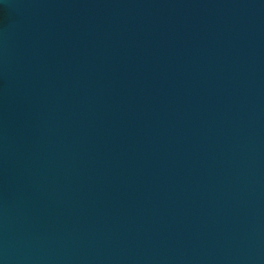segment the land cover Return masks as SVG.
I'll list each match as a JSON object with an SVG mask.
<instances>
[{"label": "water", "instance_id": "1", "mask_svg": "<svg viewBox=\"0 0 264 264\" xmlns=\"http://www.w3.org/2000/svg\"><path fill=\"white\" fill-rule=\"evenodd\" d=\"M0 264H264V0H0Z\"/></svg>", "mask_w": 264, "mask_h": 264}]
</instances>
